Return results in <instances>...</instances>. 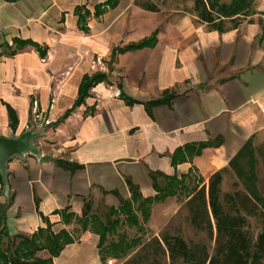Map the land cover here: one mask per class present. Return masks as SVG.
Returning <instances> with one entry per match:
<instances>
[{
  "label": "crops",
  "instance_id": "obj_1",
  "mask_svg": "<svg viewBox=\"0 0 264 264\" xmlns=\"http://www.w3.org/2000/svg\"><path fill=\"white\" fill-rule=\"evenodd\" d=\"M259 20L219 33L182 11H145L138 0H0V138L48 122L36 144L68 165L32 156L9 162L8 204L0 178L9 235L30 237L50 225L74 239L53 264L119 261L102 262L99 236L77 223L85 205L103 222L112 211L135 215L120 214L106 244L144 243L214 173L227 169L222 185L226 175L236 181L229 163L248 141L258 165V140L264 168ZM153 35V47L106 63L114 49ZM96 72L107 80L74 107L82 77Z\"/></svg>",
  "mask_w": 264,
  "mask_h": 264
},
{
  "label": "trees",
  "instance_id": "obj_2",
  "mask_svg": "<svg viewBox=\"0 0 264 264\" xmlns=\"http://www.w3.org/2000/svg\"><path fill=\"white\" fill-rule=\"evenodd\" d=\"M185 1L193 3L191 13L198 23L219 33L236 29L243 22H250L257 14L264 16V12L258 11L259 0H231L229 3L220 0ZM109 4L115 5L114 2ZM138 5L145 11H158L154 3ZM259 25L260 41L264 42L262 20H259ZM154 44L153 35L122 50L114 49L111 60L117 53L150 48ZM106 80L107 75L104 73L85 74L79 84L74 107L83 103L91 88ZM251 144L252 141H248L229 163L236 177L232 193L222 191L223 175L227 173V169H222L210 177L207 187L196 190L183 204L190 227L197 233L205 234L206 239L213 244L212 252H209L204 242H187L180 235L165 231L144 243L119 240L106 244V236L119 226L120 214L135 218L128 210L120 213L112 211L107 215L106 222H103L98 215L90 214L85 205L81 217L76 221L83 231L91 224L93 232L99 236L98 249L102 262H105L107 256L124 259L122 264H264V191L259 189L257 161ZM54 162L64 165L58 160ZM64 166L68 167L67 164ZM0 214V264H53V258L58 257L65 246L74 242L67 231L61 230L55 234L50 225L30 237L10 236L5 227L3 209ZM65 216L68 219L73 217L70 214ZM111 216L115 219H111ZM251 219L258 223L256 230L251 227ZM43 251L48 254L45 259L37 256Z\"/></svg>",
  "mask_w": 264,
  "mask_h": 264
},
{
  "label": "rangeland",
  "instance_id": "obj_3",
  "mask_svg": "<svg viewBox=\"0 0 264 264\" xmlns=\"http://www.w3.org/2000/svg\"><path fill=\"white\" fill-rule=\"evenodd\" d=\"M222 3H229L231 0H220ZM138 3H154L155 5H157L158 11H182L185 12L187 14H191V10L193 7V3L191 1H185V0H138ZM258 9H260V5L258 7ZM160 16H158L157 19V23L160 22L159 19ZM113 60H109V58L106 61V63H115ZM255 149L257 152V157H258V165H257V169H258V177H259V189L263 192L264 191V168H263V164L260 161L259 158V143L258 140H256L255 142ZM262 164V165H261ZM234 179L231 178L229 175L225 176L224 179V184L222 185V191L223 193H232L234 191V188L232 187L233 183H234ZM184 197H182L181 199H177L178 204H181L183 202ZM98 214L100 215H104L106 214V212H100L97 211ZM250 224L253 230H256V228L258 227V223L254 220L251 219L250 220ZM78 230V227L76 228ZM125 233H127L128 237H134L136 235H138V233L136 232V230H129V229H124ZM168 232L170 234H178L180 235L185 241L187 242H204L208 245L209 247V252H212V248H213V244L210 243L207 239L205 234L203 233H197L195 232L189 225L188 220H187V212L186 209L184 207V205H182L175 213L172 214L171 219L169 220V222L165 225V227H163L160 232L158 233L161 234L162 232ZM79 232L75 230L74 227V234H78ZM147 233V232H146ZM148 236H150L148 234ZM143 239V237H142ZM38 257H44L45 253L41 252L37 254ZM124 260V259H123ZM123 260H119V261H111V263L106 262L105 264H122ZM79 262V260H73L71 264L73 263H77Z\"/></svg>",
  "mask_w": 264,
  "mask_h": 264
},
{
  "label": "water",
  "instance_id": "obj_4",
  "mask_svg": "<svg viewBox=\"0 0 264 264\" xmlns=\"http://www.w3.org/2000/svg\"><path fill=\"white\" fill-rule=\"evenodd\" d=\"M262 10L264 11V0ZM47 129L48 125L45 123L38 128H36V125H32L19 135L0 138V178L2 194L6 204H8L12 198L8 182V164L12 159L24 161L26 156H32L39 162L55 161L51 159V157L42 154L36 144L38 139L45 136Z\"/></svg>",
  "mask_w": 264,
  "mask_h": 264
},
{
  "label": "built area",
  "instance_id": "obj_5",
  "mask_svg": "<svg viewBox=\"0 0 264 264\" xmlns=\"http://www.w3.org/2000/svg\"><path fill=\"white\" fill-rule=\"evenodd\" d=\"M45 124L48 125V122H46Z\"/></svg>",
  "mask_w": 264,
  "mask_h": 264
}]
</instances>
